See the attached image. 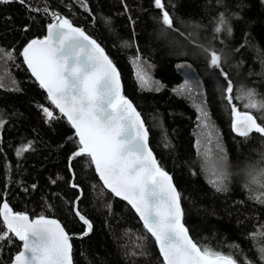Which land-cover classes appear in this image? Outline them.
Wrapping results in <instances>:
<instances>
[{
	"label": "trees",
	"instance_id": "1",
	"mask_svg": "<svg viewBox=\"0 0 264 264\" xmlns=\"http://www.w3.org/2000/svg\"><path fill=\"white\" fill-rule=\"evenodd\" d=\"M166 8L176 30L160 22L154 0H87V10L78 0L0 3V50L14 52L11 60L0 59V117L5 122L0 132V207L6 201L14 212L60 220L71 236L74 264H163L155 239L134 210L103 187L86 155L72 158L79 147L74 129L20 55L30 41L46 35L54 11L95 38L119 68L124 95L141 112L151 147L181 194L192 238L202 246L231 251L237 259L242 252L260 264L256 247L264 243V204L250 199L248 182L239 172L245 162L264 165V137L251 133L243 138L232 130L233 118L219 93L226 81L217 79L220 70L210 66L209 58L213 51L220 55L234 97L243 88L252 90L256 101L264 100V0H166ZM220 14L228 19L231 35L214 31ZM137 57L159 90L156 84L140 86L133 63ZM186 78L200 81L202 101L174 91ZM201 102L232 167L227 191H216L203 168L201 154L205 148L215 153L216 138L206 142L194 106ZM246 102L233 100L241 112ZM42 107L55 110L57 118H47ZM252 111L259 122L264 113ZM28 144L31 149L18 157L16 151ZM73 182L79 188L71 187ZM76 211L93 226L83 238L86 226ZM254 231L256 239H251ZM21 247L18 239L6 240L0 264H9Z\"/></svg>",
	"mask_w": 264,
	"mask_h": 264
},
{
	"label": "snow or ice",
	"instance_id": "2",
	"mask_svg": "<svg viewBox=\"0 0 264 264\" xmlns=\"http://www.w3.org/2000/svg\"><path fill=\"white\" fill-rule=\"evenodd\" d=\"M13 2L26 4L27 0H0V3ZM78 2L87 10V0ZM154 7L161 12L160 22L166 28L176 30L174 17L166 8V0H154ZM44 12L48 14L46 7ZM51 17L54 22L48 24L43 39H33L20 55L40 87L46 90L51 104L74 129V139H78L79 147L72 158L86 155L103 187L135 210L144 228L154 237L163 264H256L242 252L237 259L231 251L224 253L202 246L189 235V230L182 223L181 194L149 147V130L141 114L122 94L117 66L83 28L74 26L70 19L57 12L53 11ZM214 31L231 35L229 21L223 14L219 15ZM13 58V50H0V59ZM209 59L210 66L220 70L217 79L226 81V87L220 86L219 93L233 118L232 130L243 138L251 133L264 137V116L258 122L252 111L264 113V100L256 101L255 93L243 88L234 97L233 84L221 67L220 55L213 51ZM133 63L138 69L136 77L140 86L156 84V90H159L158 82L152 80L139 57ZM174 91L178 95L203 99L198 79L186 78ZM234 99L247 101L243 112L233 103ZM194 106L200 113V127L206 130V142L211 143L212 138H216L215 153L205 148L201 154L204 171L211 177L210 183L216 191H227L225 181L228 178L223 169L228 165V156L219 142L205 104L201 102ZM42 112L49 119L57 118L55 110L49 107H42ZM4 123L0 117V132ZM31 147V144L22 146L16 155L21 156ZM247 166L255 173L245 185L250 199L264 204V165L248 163ZM70 186L79 188L75 182ZM74 214L86 226L83 238L92 231V223L79 211ZM0 217H3L0 225L4 227L0 231V251L6 240L15 238L22 242L21 250L10 264H73L71 236L59 220L44 215L30 218L26 212H13L6 201L0 207ZM260 236L264 237V226H261ZM250 238L256 239L255 231ZM229 247L239 248L238 245ZM256 252L260 264H264V243L256 247Z\"/></svg>",
	"mask_w": 264,
	"mask_h": 264
},
{
	"label": "water",
	"instance_id": "3",
	"mask_svg": "<svg viewBox=\"0 0 264 264\" xmlns=\"http://www.w3.org/2000/svg\"><path fill=\"white\" fill-rule=\"evenodd\" d=\"M52 22H54V21H52ZM51 22V23H52ZM74 25V24H73ZM74 26H76V25H74ZM79 27V26H78ZM86 32V31H85ZM87 33V32H86ZM47 34V33H46ZM88 34V33H87ZM89 35V34H88ZM90 36V35H89ZM92 37V36H91ZM93 38V37H92ZM41 39H43V38H41ZM93 39H95V38H93ZM96 40V39H95ZM97 41V40H96ZM31 42V41H30ZM29 42V43H30ZM98 42V41H97ZM99 43V42H98ZM100 44V43H99ZM101 45V44H100ZM101 47H103L102 45H101ZM104 48V47H103ZM105 50V49H104ZM105 53L109 56V54L107 53V51L105 50ZM109 58L110 59H112L110 56H109ZM22 59H23V57H22ZM25 64V63H24ZM26 65V64H25ZM116 65V64H115ZM26 67H27V65H26ZM28 68V67H27ZM118 68V67H117ZM29 70V72H30V74H31V76H32V78L39 84V82L35 79V77L32 75V73H31V70L30 69H28ZM118 70H119V68H118ZM119 73H120V70H119ZM120 80H121V86H122V94L124 95V88H123V82H122V78H121V73H120ZM42 88V87H41ZM43 89V88H42ZM44 91H45V93H46V90L45 89H43ZM47 94V93H46ZM129 100H131L129 97H127ZM132 101V100H131ZM132 103H133V105L135 106V108H136V110L141 114V112L139 111V109L136 107V105L134 104V102L132 101ZM58 110V109H57ZM141 117H142V119H143V121H144V123H145V125H146V127L148 128V130H149V127L147 126V124H146V121L144 120V118H143V116H142V114H141ZM66 118V117H65ZM66 120H67V118H66ZM69 123V122H68ZM148 143H149V147L151 148V145H150V131H149V141H148ZM151 150L153 151V149L151 148ZM153 153H154V155H155V157H156V154H155V152L153 151ZM156 159H157V157H156ZM170 175H171V173L169 172V171H167ZM98 175V174H97ZM171 177H172V175H171ZM101 181V180H100ZM102 182V181H101ZM172 182H173V184H174V186L176 187V189L178 190V188H177V186L175 185V183H174V180H173V177H172ZM103 184V183H102ZM108 191H110L109 189H107ZM179 191V190H178ZM111 192V191H110ZM113 194V193H112ZM114 195V194H113ZM116 198H118V197H116ZM118 199H120V200H122L123 202H125V203H127L126 201H124L122 198H118ZM180 203H181V208H182V211H183V216H182V223L185 225V223H184V210H183V206H182V199H181V201H180ZM128 204V203H127ZM130 206V205H129ZM11 208V207H10ZM12 210V209H11ZM135 211V210H134ZM29 215V214H28ZM138 215V214H137ZM29 217L30 218H32L30 215H29ZM37 217V216H36ZM46 217H48V218H50V219H56V220H58L57 218H54V217H49V216H46ZM138 217H139V215H138ZM35 218V217H34ZM60 221V220H59ZM60 223H61V221H60ZM143 223V222H142ZM61 225L63 226V224L61 223ZM64 227V226H63ZM185 227L187 228V226L185 225ZM64 229H65V231L67 232V230H66V228L64 227ZM188 229V228H187ZM189 230V229H188ZM68 233V232H67ZM69 234V233H68ZM150 234V233H149ZM151 235V234H150ZM189 235L191 236V234H190V231H189ZM192 237V236H191ZM71 242V244H72V241H70ZM157 247H158V245H157ZM22 248V247H21ZM72 249H73V246H72ZM158 250H159V247H158ZM160 252V251H159ZM162 257V256H161ZM14 258V257H13ZM162 259H163V257H162ZM72 260H73V254H72ZM10 264V263H9ZM73 264H74V260H73Z\"/></svg>",
	"mask_w": 264,
	"mask_h": 264
},
{
	"label": "clouds",
	"instance_id": "4",
	"mask_svg": "<svg viewBox=\"0 0 264 264\" xmlns=\"http://www.w3.org/2000/svg\"><path fill=\"white\" fill-rule=\"evenodd\" d=\"M247 162H245L244 166L240 168L239 175L242 177L243 182H249L254 176L255 173L247 166ZM219 168L220 166L217 165ZM227 178H230L233 175L232 167L230 166L229 162L226 168L223 169Z\"/></svg>",
	"mask_w": 264,
	"mask_h": 264
}]
</instances>
